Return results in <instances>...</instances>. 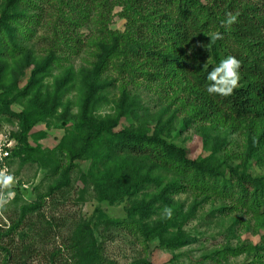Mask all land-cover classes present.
Returning a JSON list of instances; mask_svg holds the SVG:
<instances>
[{
  "label": "trees",
  "instance_id": "obj_1",
  "mask_svg": "<svg viewBox=\"0 0 264 264\" xmlns=\"http://www.w3.org/2000/svg\"><path fill=\"white\" fill-rule=\"evenodd\" d=\"M249 1L0 0V116L15 118L20 126L19 132L9 135L16 140L9 164L13 168L20 159L24 164L38 163L39 168L50 166L47 189L20 206L6 229L0 227L2 264H30L40 254L42 264H120L105 256L104 241L96 235L111 227L136 237L140 233L146 241L158 240L160 246L174 251L196 240L185 226L204 202L215 205L220 201L223 206L218 211L224 215L246 212L247 218L233 221V231L238 225L237 231L262 233L264 4ZM117 6L128 19L124 32L109 27ZM229 13L236 21L222 24ZM39 28L47 32L41 58L33 46ZM82 53L88 59L81 56L86 64L76 68L72 58ZM229 55L240 61L239 87L228 96L209 94L208 71ZM56 68L59 74L52 84L47 83ZM116 82L120 91L116 113L102 114L99 111L111 102L108 95ZM156 82L184 93L179 96L186 113L184 123L200 126L197 129L210 150L204 157L192 159L187 148L165 137L177 110L168 120H164L165 111L143 115L141 120H154V127L150 122L120 127L123 116H139L144 108L139 93L130 89ZM75 86L80 94L77 112L68 97ZM17 103L23 105L20 112L12 110ZM57 121L65 132L55 147L44 149L30 143L36 126ZM231 132L245 138V152H226L225 162H220ZM252 161L262 174L250 171ZM82 162L88 163L84 172ZM76 171L97 200L111 205L126 201L127 216L109 220L100 214L94 225L92 219L73 217L63 243L41 253L36 241L49 239L53 232L56 235L55 228L64 223L44 214V220L36 223L34 216L41 215L47 203L60 206L69 200L76 189ZM14 186L26 189L19 180ZM182 194L192 199L189 205L177 200ZM234 236L229 231L227 243L217 249L214 259L251 253L253 259L244 264H264V237L260 243L239 240L232 246ZM127 264L156 263L143 257Z\"/></svg>",
  "mask_w": 264,
  "mask_h": 264
},
{
  "label": "rangeland",
  "instance_id": "obj_2",
  "mask_svg": "<svg viewBox=\"0 0 264 264\" xmlns=\"http://www.w3.org/2000/svg\"><path fill=\"white\" fill-rule=\"evenodd\" d=\"M264 0H250L254 4L255 2ZM121 6H117L112 13V17L109 22V27L113 31L124 32L127 29L128 19L121 15ZM38 34L40 35L36 41V45H33L36 51V56L38 58L42 57L43 47H46V42L43 40V36L47 35L45 31L39 28ZM84 32H88V29H83ZM81 56L88 57L85 54L80 56L73 57V61L77 67H80L86 64V61L81 58ZM60 69L56 68L53 70L52 76L46 78V82L52 84L53 78L55 75H58ZM115 76L112 74V77ZM27 81L26 79L24 80ZM147 82V81H142ZM114 87L111 89L108 99L111 102H105L102 105V108L99 112L102 114H111L114 115L117 109V101L120 98L119 91V82H116ZM132 93H139V96L142 100L141 107L142 114L137 116L136 114H126L122 117L120 127L123 126H132L138 125L140 123L150 122V126H156L154 120L142 121L141 118L143 115H147L148 112L152 114L166 112L164 115V120H168L170 114L173 110H177V117L174 119V125L170 130L167 128V135L165 137L179 146L187 148L189 156L192 159H200L204 157L206 152H210L207 149L202 137L201 130L197 129V126L200 128L198 123L192 125H186L184 123V118L186 113L183 109V105L180 103V97L184 93L182 91H177V88H172L167 83L157 84H144L138 88H131ZM129 93V91H128ZM68 97L73 100V111L77 112L80 94L77 87H73L68 93ZM129 96V95H128ZM23 109L21 103L14 104L12 110L14 112H20ZM20 131L19 122L17 119L0 116V136L5 134H13ZM43 132L46 135L42 136L40 133ZM64 128L61 125V122H52L49 126L45 123L40 124L34 128L30 135V143L33 146L39 144L42 148L48 149L55 147L62 136L64 135ZM227 145L224 147V151L219 155V161L225 162L223 156L226 152L231 154L233 153H242L245 152L244 142L245 138L240 135L239 132L229 133ZM47 157H45L46 160ZM44 160V161H45ZM253 165H250V171L256 176L263 173L262 168L259 165H256V161H252ZM256 163V164H255ZM81 166V171H85L88 163L82 162L79 163ZM38 163H22L20 159L15 160L13 164L14 170L18 173L17 179L19 180L20 185L23 184L26 189L23 188H11L9 190L15 192V197L4 205L1 210L0 215V227L6 229L11 224V215L14 214L20 206L26 204L27 202L33 201L37 192L44 191L47 189L50 179L47 178V172L50 166L45 168H39ZM80 172L75 173V186L76 189L72 191L69 200L64 203V205L53 206L51 203L46 204V208H43L41 215H35V222L40 223L43 221V214L45 217H50L54 215L55 217L62 219L64 225L61 227H56L58 233H51L49 239L36 241L37 249L41 250V253L47 250H51L54 246H59L63 243V240L70 233L69 232V222L73 217H83L87 219H92V225L99 220L100 214H105L109 219H123L127 216V207L128 203L122 201L111 205L108 202H101L95 198V194L91 187H85L83 180H81ZM17 182V181H16ZM28 186V187H26ZM35 187H40L39 190L35 191ZM85 187V188H84ZM21 189V190H20ZM86 191H84V190ZM8 190V191H9ZM83 191L82 195L80 191ZM178 201L189 205L192 202V199H186V195L182 194L178 196ZM223 206L219 201L215 205L211 202H204L197 210L195 216L189 219L188 224L185 226L186 233L196 238L195 241L189 243L188 245L170 251L168 249L160 246L158 240H145V236L138 233V236L132 235L130 231H121L117 230L115 227L106 229L104 234H100V231H97L96 235L98 240L104 241V247L106 249L105 256L110 259H114L120 264L130 263L138 258L146 257L149 260L153 261L156 264H244L251 261L252 254L245 253L237 257L229 256L227 260L218 261L214 259L217 249L221 245H224L228 241V234L234 232L235 236L230 239L231 245L236 246L239 240L242 243H260L264 237V229L262 233H255L253 229L250 230H238V225L235 226V231L233 226V221L239 218H247L248 215L245 213L232 212L230 215H224L218 210ZM3 214V216H2ZM40 220V221H39ZM253 223V221H252ZM101 225V224H100ZM100 230L104 229V225L99 227ZM240 236V237H239ZM7 239H5L6 241ZM15 240L20 243L19 235H15ZM7 242V241H6ZM10 247H13L14 244H9ZM4 252L0 250V264H2ZM67 254V253H66ZM45 260V258H44ZM30 264H42L43 257L42 255L35 256L32 260H29Z\"/></svg>",
  "mask_w": 264,
  "mask_h": 264
},
{
  "label": "clouds",
  "instance_id": "obj_3",
  "mask_svg": "<svg viewBox=\"0 0 264 264\" xmlns=\"http://www.w3.org/2000/svg\"><path fill=\"white\" fill-rule=\"evenodd\" d=\"M236 21V16L229 13L227 18L222 21V24L231 25ZM220 33L215 34V38H220ZM207 69V65H205ZM240 61L234 56H227L220 60V62L212 67V70L207 73V80L210 81L207 85V92L209 94H219L221 96L231 95L235 89L239 87L240 80ZM16 183V177L13 173L9 172L7 168L0 169V190L11 189ZM15 192L7 191L0 192V208L6 205L9 201L14 199ZM167 215L171 216V210H166Z\"/></svg>",
  "mask_w": 264,
  "mask_h": 264
},
{
  "label": "built area",
  "instance_id": "obj_4",
  "mask_svg": "<svg viewBox=\"0 0 264 264\" xmlns=\"http://www.w3.org/2000/svg\"><path fill=\"white\" fill-rule=\"evenodd\" d=\"M15 145H16V140L11 138L8 134L0 136V169L7 168L9 172L13 174H14V171H13V168L9 164V160L12 156V149L14 148ZM17 180L18 179L16 178V181ZM1 213H2V210L0 208V215Z\"/></svg>",
  "mask_w": 264,
  "mask_h": 264
}]
</instances>
